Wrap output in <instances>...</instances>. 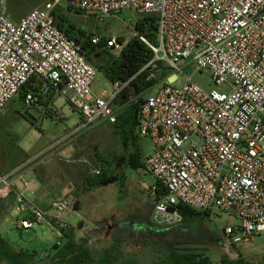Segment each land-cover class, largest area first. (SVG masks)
<instances>
[{
	"label": "built area",
	"instance_id": "2783aa9c",
	"mask_svg": "<svg viewBox=\"0 0 264 264\" xmlns=\"http://www.w3.org/2000/svg\"><path fill=\"white\" fill-rule=\"evenodd\" d=\"M63 5L96 23L126 10L158 18L157 45L135 33L152 54L141 72L155 82L140 94L137 126L139 137L150 142L144 169L156 180L149 188L152 222L179 226L184 220L179 205L233 216L238 222L222 230L221 250L229 260L241 259V249L264 236V0H47L18 22L9 17L8 0H0V114L30 83L26 109L43 107L54 94L82 116L81 124L49 149L0 172V200L14 194L19 211L30 212L14 226L46 225L60 238L71 229L65 219L75 200L61 197L40 209L26 198L25 176L49 150L78 133L116 123L115 103L135 79L112 82L104 96L93 93L98 70L83 43L57 25L55 10ZM103 38L91 34L85 40L98 45ZM106 47L122 50L123 44L111 37ZM183 62L210 72L214 88L206 90L184 75ZM162 64L174 74L166 76ZM175 73L184 76L182 84Z\"/></svg>",
	"mask_w": 264,
	"mask_h": 264
},
{
	"label": "rangeland",
	"instance_id": "374dc122",
	"mask_svg": "<svg viewBox=\"0 0 264 264\" xmlns=\"http://www.w3.org/2000/svg\"><path fill=\"white\" fill-rule=\"evenodd\" d=\"M46 1L8 0L9 17L13 21L20 20L32 9L41 6ZM64 7V5L58 6L57 9L64 10L76 27L85 30L87 35L100 34L107 40L111 37L117 39L124 37L126 42L130 41L135 37L137 20L143 17L136 12L126 10L118 18L108 19L104 23H96L92 19L81 16L76 12H69ZM118 43L121 44L119 41ZM110 51L117 56L121 50L112 49ZM91 59L93 60L92 64H97L94 55ZM162 66L165 69L167 68L164 64ZM181 68L184 75L191 76L193 81L202 88L206 90L214 88L210 72L205 70L198 71L192 63L186 62L181 63ZM172 74H174L172 69H166V76ZM175 74L179 77L178 85L182 84L184 76L178 73ZM109 84L104 73L98 71L93 90L101 95L111 89ZM222 89L227 90L226 88ZM154 92L155 89L149 90V94ZM141 100L142 95H135L133 92H129L126 96L120 98L115 104L116 108H118V116L125 107L132 103L140 104ZM22 102L23 98L19 95L0 114V163L3 165L15 164V166H18L27 162L29 159L49 149L50 146L60 141L82 122L81 114L75 111L72 105L63 98H57L56 102L53 99L49 105L42 109V112L36 108L26 109ZM112 125L107 123L95 125L75 135L67 141L66 145L65 143L61 144L59 147L64 145L61 149L49 150L39 161L31 166V171L27 172L25 179L30 183L36 180L37 176H41L44 182L49 184V178H51L52 174L48 168L50 163H53L58 158L56 155L66 147H73L74 155L72 159L84 160L85 163L76 162V164L67 166L70 167L75 188L79 190V186H81V191L78 194L75 191L72 195L80 199V212L96 221L94 227H99L97 230L91 231L90 236L95 238L92 242L93 245L113 247L115 241L114 231L118 223L130 220L133 223L136 222L133 229L141 232H138L135 236L136 233H133V229L129 227L126 229L127 231H124L125 233L123 232L128 239H131L134 245L129 248V251L137 252L139 257L135 260L139 264H152L153 256L158 252V249L151 243L160 244L159 242L164 241V238L156 235L152 237L148 232L146 233L145 228L140 227L139 229L136 224L147 223L150 219L154 200L149 188L156 185L155 178L146 172L145 169L134 170L123 164L118 167V170L114 168L111 171L112 173H109L119 175L120 179L108 184L84 188L88 178L97 179L92 172L94 169H99L101 174L109 169L106 160L115 162L113 155L129 157L133 154V149L130 145H125L119 140ZM140 147L145 153L143 155L144 159V156L149 153V141L140 138ZM76 165H79L82 169L77 168ZM2 212L0 203V216ZM237 222L230 215L205 214L202 212V214L194 215L183 221L180 233H171L166 238L171 240V242L181 241V248H188L196 253H204L213 263H219L224 257L227 258L221 250V232L227 224H235ZM0 234L9 242H12L10 240H13V238L16 239L20 247L24 248L25 251L37 247L42 254L47 251H54V247L58 242H62V238L59 237L58 233L46 225H39L30 230L20 231L13 223L1 220ZM123 240L122 243L125 247L127 239ZM144 243H147V250L142 248L143 245L145 246ZM165 243L167 244V240ZM141 248L143 250L141 254L147 255L144 258H140L141 255L138 253ZM240 253L241 259L261 263L264 260V236H256L255 240L245 245Z\"/></svg>",
	"mask_w": 264,
	"mask_h": 264
},
{
	"label": "trees",
	"instance_id": "16d2710c",
	"mask_svg": "<svg viewBox=\"0 0 264 264\" xmlns=\"http://www.w3.org/2000/svg\"><path fill=\"white\" fill-rule=\"evenodd\" d=\"M76 13L82 16L80 12ZM55 16L57 25L69 38L78 43H83V48L88 54V60L92 62L93 60L91 57L93 55L95 56L97 64L93 65L99 72L104 73L107 80L112 83L116 80L127 81L135 77L130 87L118 98L117 101L126 96L129 92H133L135 95H140L154 86V81L147 80V71L141 72V70L152 60V54L150 47L145 44L139 36L146 38L152 45L158 44L157 17L143 16L141 19H138L135 28L139 36H135L128 42H126L124 37L117 39L123 44V48L120 51V54L116 56L106 47V38H103V41L98 45H93L90 41L85 40L87 37L86 31L76 27L70 21L64 10L56 9ZM30 88V83L25 85L20 94L22 98H24L25 92ZM139 110V103L128 105L121 111L120 115L117 117L116 123L112 125L119 140L125 145H130L133 149V154L129 157H125V155H113L112 157L115 159V162L112 160H106L109 169L103 171V174L100 173L99 175H96L95 177L97 179L93 180L91 177L88 178L86 187L84 188H92L120 179L119 175L109 173H112L111 171L114 168L118 170V167L123 164L134 170L140 168L144 169L143 152L140 147V137L137 134ZM159 195H162L161 190H159ZM178 209L181 212L184 221L194 215L202 214V211L197 212L185 205H179ZM203 213L209 214V212L205 211ZM179 226L161 228L162 230L159 231H156L155 228L146 231V233L148 232L152 237L153 235H156L164 238V241L159 242L160 244L156 242L151 243L158 249V252L153 256L152 264H264V260L261 263H254L244 259L229 260L225 257L219 263H213L206 254L196 253L188 248H181V241L171 242V240L166 238V236L171 233H180L181 230H177ZM62 234L65 243L61 247L56 245L54 247L55 253L52 256L46 255L40 258H36L33 253L28 251L18 250L0 235V264H139V262H136L135 260L139 256L136 251H129L132 242L125 237V235H123L121 241H114L113 247L108 246L98 248L94 245H89L88 240L86 239L77 241L75 230L73 229L62 231ZM123 239H127L125 247L122 243V241H124ZM149 240L151 241V239ZM166 240L167 244L165 243ZM147 243H144L145 246L142 244V248L145 250L148 249ZM142 248L138 252L141 255L140 258L147 256L146 254H141L143 253Z\"/></svg>",
	"mask_w": 264,
	"mask_h": 264
},
{
	"label": "crops",
	"instance_id": "0c3cea01",
	"mask_svg": "<svg viewBox=\"0 0 264 264\" xmlns=\"http://www.w3.org/2000/svg\"><path fill=\"white\" fill-rule=\"evenodd\" d=\"M18 21L19 20H16V22H18ZM107 82L109 84L110 81L107 80ZM110 85H111V82H110L109 86ZM107 92L99 95V94L95 93L93 90V93L96 95H99V96H104L107 94ZM57 98H62V97H59L58 95L53 94L43 107L40 108V106H39V107H36V109L41 112L42 108L49 105L53 99L56 102ZM22 104H23V102H22ZM23 106H24V104H23ZM63 146L58 147L57 149H61ZM149 151H150V148H149ZM144 154L145 153L143 152V155ZM73 155H74L73 147H71V148L66 147L62 152L58 153L56 155L58 158L56 160H54L53 163H50V167H48L52 173L51 178H49V184H46L44 182V180L41 178V176H37L36 180H33L32 182L29 183L28 191L26 193V198L29 201V203H31L32 205H35L36 207H38L40 209H49L51 202H53L54 200L61 198V197H66V196L67 197H73V199L76 202L75 210L73 212H71L70 214H68L66 216L65 220L68 222L71 229L75 230V236H76L77 241H81L83 239H86V240H88L89 245H93L92 242H93V240H95V238L90 236V234H91V231L97 230L99 227H94V223H96V221H94L91 217H88L86 214H82L80 212V209H81L80 199H79V197L75 198V196H73L72 194L75 191L78 194L81 191L80 190L81 186H79L80 187L79 190L75 188V182L73 180V177L71 176L70 167H67L69 165L76 164V162H79L81 164V163H85V161L84 160H79V161L73 160L72 159ZM15 167H17V166H15V164L8 166V165H3L0 163V172H2V173L8 172ZM76 167L79 169L80 168L82 169V167H80L79 165H76ZM35 172H37V171H35ZM83 181H84V179H83ZM83 190H85V189H83ZM0 203H1L2 211H3L2 215L0 216L1 217L0 221L4 220V221L12 224L14 220L25 219L30 214L29 211H26L24 213H21L19 211L17 203H16V197L14 194L10 195L6 199L1 200ZM152 205L154 206V202ZM152 211H153V207H152ZM151 214H152V212H151ZM149 218L150 219L147 223L143 222V223L136 224L137 227H139V229H140V227H142L143 229L145 228L146 231H148L149 229L152 230L154 228L156 229V231L162 230L161 228L154 225V223L152 222L151 216ZM135 223H133L130 220H124L122 222H119L115 231H114L115 232V236H114L115 242L117 240L121 241L123 235H125V237H127V235L123 234V232L127 231L126 229H128V227L133 229V226ZM27 230H30V229H27ZM177 230H181V225L178 227ZM20 231H25V230H20ZM132 232L136 233L135 234V236H136L137 233L141 232V231L137 232V230L133 229ZM0 235L3 237L2 234H0ZM4 240H6V239L4 238ZM10 241H12V242H9V241H7V242L9 244H11L12 246H14L15 248H17L18 250H24L25 251L24 248L20 247V245L18 244L19 242L16 239L13 238V240H10ZM130 241H131V239H130ZM64 243H65V239H64V237H62V242H60V247ZM132 245L133 244H131L130 248L133 247ZM94 246L98 247L97 244L96 245L94 244ZM26 251L33 253L36 256V258H40V257L46 256V255L52 256L55 253V251H47L45 254H42L41 252H39L37 247L28 249Z\"/></svg>",
	"mask_w": 264,
	"mask_h": 264
}]
</instances>
